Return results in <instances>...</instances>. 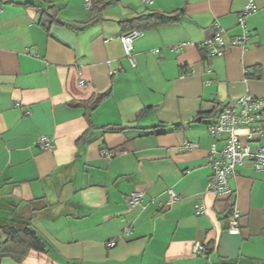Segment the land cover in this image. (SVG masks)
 I'll list each match as a JSON object with an SVG mask.
<instances>
[{"label":"crops","instance_id":"crops-1","mask_svg":"<svg viewBox=\"0 0 264 264\" xmlns=\"http://www.w3.org/2000/svg\"><path fill=\"white\" fill-rule=\"evenodd\" d=\"M151 1L121 0L98 16L86 0H0V223L30 220L53 249L22 264H264V172L247 161L229 199L208 191L209 155L227 145L209 126L244 95L264 98V0L247 18L246 47L214 57L200 44L216 25L228 42L242 34L247 0ZM49 3L63 24L47 30L40 9ZM154 12L177 21L143 32L133 66L119 22ZM182 42L193 45L174 52ZM108 91L89 124L77 105ZM40 137L54 149L37 146ZM185 143L196 148L184 152ZM249 144L264 148V136ZM104 149L127 153L106 161ZM135 191L145 198L130 209ZM234 207L238 235L228 232ZM196 243L210 251L194 255Z\"/></svg>","mask_w":264,"mask_h":264},{"label":"built area","instance_id":"built-area-1","mask_svg":"<svg viewBox=\"0 0 264 264\" xmlns=\"http://www.w3.org/2000/svg\"><path fill=\"white\" fill-rule=\"evenodd\" d=\"M94 0H86V8L90 9ZM145 3L151 4V0H144ZM254 0H247V5L242 11L239 18V28L242 31L237 37H232L228 42L226 40L227 32L219 25H216L215 35L200 44V49L208 53L210 57L223 55L229 47L245 48L249 41L247 29V18L256 12ZM143 36V32L131 31L126 33L121 38V43L126 59L135 66L133 57L134 42ZM193 45L189 42H182L173 47V51L181 53L183 50ZM112 73H115L114 71ZM85 86L81 83V87ZM264 113V98H255L250 94L244 95L236 107L225 109L217 120L209 126L211 136H225L227 145L221 151L215 149L209 155V166L212 168L213 174L210 178L208 191L216 198L229 199L233 193L230 181L236 176L237 168L245 162L250 161L253 167L258 172H264V148L253 151L250 142L256 138L264 136L263 125ZM247 131V143L241 140V131ZM37 146L42 150H53V141L48 137H40L37 141ZM196 146L192 143H185L181 150L184 152L192 151ZM125 150H108L101 151V156L104 160L110 161L114 158L125 155ZM167 206L172 207L179 200V196L174 190L170 189L167 192ZM145 195L142 192L135 191L129 197V207L134 209L141 204ZM241 213L234 207L228 219V232L231 235L240 233ZM116 242L110 243L109 248L115 247ZM210 251L207 244L196 243L193 246V254L203 255Z\"/></svg>","mask_w":264,"mask_h":264},{"label":"trees","instance_id":"trees-1","mask_svg":"<svg viewBox=\"0 0 264 264\" xmlns=\"http://www.w3.org/2000/svg\"><path fill=\"white\" fill-rule=\"evenodd\" d=\"M120 1L121 0H103L98 4L92 5L90 10L92 12L96 10L98 16H100L107 7L117 4ZM49 4V7L45 10L41 11V9L38 8L40 9L41 14V25L47 30L53 24H63L59 19L60 9L53 3ZM96 18H93L87 24H92L96 21ZM176 21L177 18L173 16V14L154 12L150 14H143L130 20L121 21L119 22V25L126 34L135 30L140 32L152 30ZM109 95L110 91L99 94L89 101L81 102L77 105V107H83L87 110V119L89 124L92 125L90 112L94 111L107 97H109ZM149 110H151V108H146L141 112V114H144ZM104 129L109 133H124L127 130V128L119 127H104ZM32 251L49 257L53 256L52 246L33 227L30 220L12 219L6 223H0V262L5 259H10L17 264H22L28 254Z\"/></svg>","mask_w":264,"mask_h":264},{"label":"rangeland","instance_id":"rangeland-1","mask_svg":"<svg viewBox=\"0 0 264 264\" xmlns=\"http://www.w3.org/2000/svg\"><path fill=\"white\" fill-rule=\"evenodd\" d=\"M8 262H10V261H8V260H7V261H5V263H8Z\"/></svg>","mask_w":264,"mask_h":264}]
</instances>
